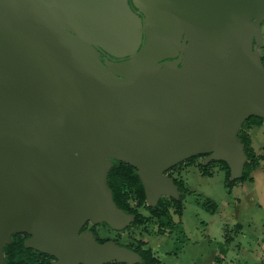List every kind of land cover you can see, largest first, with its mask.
Wrapping results in <instances>:
<instances>
[{
    "label": "water",
    "instance_id": "water-1",
    "mask_svg": "<svg viewBox=\"0 0 264 264\" xmlns=\"http://www.w3.org/2000/svg\"><path fill=\"white\" fill-rule=\"evenodd\" d=\"M132 2L144 19L130 0H0V264L20 232L52 264L142 263L80 233L134 221L108 182L115 160L152 207L181 198L166 171L193 156L242 176L240 131L264 119V0ZM221 28L241 32H183Z\"/></svg>",
    "mask_w": 264,
    "mask_h": 264
},
{
    "label": "rangeland",
    "instance_id": "rangeland-1",
    "mask_svg": "<svg viewBox=\"0 0 264 264\" xmlns=\"http://www.w3.org/2000/svg\"><path fill=\"white\" fill-rule=\"evenodd\" d=\"M246 131L259 160L253 182L238 181L229 188L222 165L200 156L196 163L172 172L188 189L183 215L171 209L175 227L165 226L167 218L155 219L143 228L132 225L121 233L122 240L141 239L159 258V264H264V119ZM208 199L216 204L213 211L204 206ZM105 234L113 237L116 232Z\"/></svg>",
    "mask_w": 264,
    "mask_h": 264
},
{
    "label": "trees",
    "instance_id": "trees-1",
    "mask_svg": "<svg viewBox=\"0 0 264 264\" xmlns=\"http://www.w3.org/2000/svg\"><path fill=\"white\" fill-rule=\"evenodd\" d=\"M263 121V118L259 116H251L242 126L240 131V139L246 144V152L249 157V161L245 165L242 176L236 180H230V169L225 161H218L226 171V185L229 188H233L236 182L241 181H254L252 175L253 171L258 167V158L252 150L250 144L252 139L249 133L246 131L247 128L253 126H259ZM207 154H200L193 156L172 169L175 170L179 166L190 165L196 163V159L200 156L203 158ZM215 162V161H214ZM217 162V161H216ZM202 171L207 174L208 169L203 164H199ZM173 176V174H172ZM176 184L181 191V198L175 199L170 197H162L155 207L148 206L146 203L145 189L142 181L137 173L136 167L123 161L115 160L114 165L109 173L108 182L113 191V198L118 207L123 209L127 213L135 215L133 225L143 228L144 225H150L151 221L155 219L161 220L167 218L165 226L174 228L176 223L172 220L171 209L175 208L176 212L183 215V200L185 193L188 189L185 187L182 179L174 177ZM204 206L213 211L216 208V204L211 199L205 201ZM145 210L146 212H144ZM149 214H146V213ZM108 225V224H107ZM29 236L27 233H18L13 235L12 242L5 247V260L6 264H51L54 257L39 250L27 247L25 245V239ZM129 248H135L136 251L142 256V263L138 264H159V258L154 254L151 247H146V244L141 239L137 242H128L126 244ZM107 264H125L112 262Z\"/></svg>",
    "mask_w": 264,
    "mask_h": 264
},
{
    "label": "flooded vegetation",
    "instance_id": "flooded-vegetation-1",
    "mask_svg": "<svg viewBox=\"0 0 264 264\" xmlns=\"http://www.w3.org/2000/svg\"><path fill=\"white\" fill-rule=\"evenodd\" d=\"M130 5L131 7L133 8L134 11H136L139 15L142 16V18L144 19L145 18V15L143 13H141L138 8L133 4L132 0H130ZM177 32V31H176ZM183 32H241L240 29H235V30H230V29H188V30H185ZM262 34H263V39H264V21L262 22ZM146 35V34H144ZM99 50L102 52V55H101V59L104 61L106 59H112L114 61H121L123 59H116L112 56H109L104 50H102L101 48H99ZM254 50L259 52L260 55H261V58H262V61L264 63V41L261 45H258L256 42L254 43ZM173 167H171L170 169H168L166 171V174L169 175V176H172V172H173ZM149 206V205H148ZM155 207V206H154ZM132 214V213H131ZM134 220H135V215H134ZM134 221L129 224L128 226H126L124 229H121V230H115L113 228H111L109 225H107V223H99V224H96V225H93L91 224L89 221L86 222L83 227L81 228L80 230V233H82L83 231L85 230H88V231H91L92 233H94V236L96 238V240L100 243H104L106 241H109V240H113L115 241L117 244L119 245H122V246H126V244L128 242H124L121 238V233H124V232H127L129 227H131L133 225ZM105 231L107 233L113 231V232H116V234L112 237V236H109V235H106L105 234ZM20 233H25V232H20ZM18 234V233H16ZM28 234V233H27ZM31 235L29 234V236L26 238L28 239ZM25 239V240H26ZM127 247V246H126ZM129 248V247H128ZM130 249H133L136 251L135 248H130ZM138 252V251H137ZM139 253V252H138ZM52 256V255H51ZM54 257V256H52ZM57 259L54 257L51 261V264L53 262H55Z\"/></svg>",
    "mask_w": 264,
    "mask_h": 264
}]
</instances>
